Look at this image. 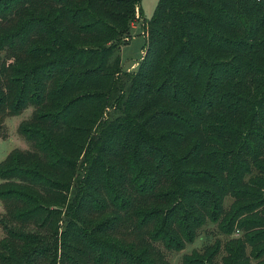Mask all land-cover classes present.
Returning a JSON list of instances; mask_svg holds the SVG:
<instances>
[{
  "label": "trees",
  "instance_id": "trees-1",
  "mask_svg": "<svg viewBox=\"0 0 264 264\" xmlns=\"http://www.w3.org/2000/svg\"><path fill=\"white\" fill-rule=\"evenodd\" d=\"M140 2L0 0V264H170L208 219L264 264V0H158L127 71Z\"/></svg>",
  "mask_w": 264,
  "mask_h": 264
},
{
  "label": "rangeland",
  "instance_id": "rangeland-1",
  "mask_svg": "<svg viewBox=\"0 0 264 264\" xmlns=\"http://www.w3.org/2000/svg\"><path fill=\"white\" fill-rule=\"evenodd\" d=\"M158 0H141L140 10L142 17L135 21L130 31L129 41L121 46L120 57L121 65L124 70L133 71L137 68L141 60L146 44V37L142 25L145 20H149L155 10ZM33 108L28 107L19 114L7 116L3 123L0 124V162L6 155L14 150L29 149L30 144L19 132L20 123L28 119L31 115ZM234 198L230 195L223 199V207L228 209L233 203ZM209 203L211 204L210 200ZM3 212V205L0 201V213ZM4 236V231L0 224V239ZM243 236V231H235L232 234L223 233L218 226L217 222L207 220L206 223L197 230V235L193 241L187 242L179 250L166 249L160 243H155L158 248L164 253L166 260L170 264H182L184 258L187 256H194L195 254H202L205 247L216 245L220 243L219 252L216 254L215 262L217 264H224V258L234 257V247L232 252H228V245L231 239H238ZM250 254V247L246 245L245 255ZM255 260L250 258V264H254Z\"/></svg>",
  "mask_w": 264,
  "mask_h": 264
}]
</instances>
